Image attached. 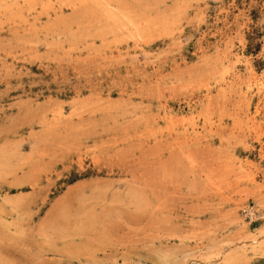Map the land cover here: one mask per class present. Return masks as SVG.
Segmentation results:
<instances>
[{
  "label": "rangeland",
  "instance_id": "rangeland-1",
  "mask_svg": "<svg viewBox=\"0 0 264 264\" xmlns=\"http://www.w3.org/2000/svg\"><path fill=\"white\" fill-rule=\"evenodd\" d=\"M0 264H264V0H0Z\"/></svg>",
  "mask_w": 264,
  "mask_h": 264
},
{
  "label": "bare ground",
  "instance_id": "bare-ground-1",
  "mask_svg": "<svg viewBox=\"0 0 264 264\" xmlns=\"http://www.w3.org/2000/svg\"><path fill=\"white\" fill-rule=\"evenodd\" d=\"M256 244V243H255Z\"/></svg>",
  "mask_w": 264,
  "mask_h": 264
}]
</instances>
